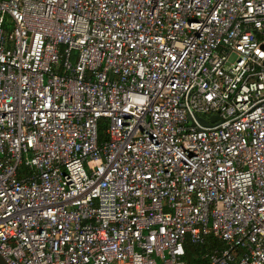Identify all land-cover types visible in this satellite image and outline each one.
<instances>
[{
    "label": "built area",
    "instance_id": "obj_1",
    "mask_svg": "<svg viewBox=\"0 0 264 264\" xmlns=\"http://www.w3.org/2000/svg\"><path fill=\"white\" fill-rule=\"evenodd\" d=\"M188 240L264 264V0H0L6 263L187 264Z\"/></svg>",
    "mask_w": 264,
    "mask_h": 264
},
{
    "label": "trees",
    "instance_id": "obj_2",
    "mask_svg": "<svg viewBox=\"0 0 264 264\" xmlns=\"http://www.w3.org/2000/svg\"><path fill=\"white\" fill-rule=\"evenodd\" d=\"M105 122L103 120L100 121L99 123V129H98V137L99 140H103L106 138L105 135ZM211 240V238H210ZM219 246L222 244L217 242ZM209 245H199V244H194L190 242L189 240L185 243V261L187 264H205L206 259L202 257L203 253L206 251L207 247Z\"/></svg>",
    "mask_w": 264,
    "mask_h": 264
},
{
    "label": "water",
    "instance_id": "obj_3",
    "mask_svg": "<svg viewBox=\"0 0 264 264\" xmlns=\"http://www.w3.org/2000/svg\"><path fill=\"white\" fill-rule=\"evenodd\" d=\"M216 118H217L216 115L211 116V120H215ZM198 120L203 125H206L207 124L206 121L204 119H202V118H199ZM0 264H7L6 261H5V259L1 255V253H0Z\"/></svg>",
    "mask_w": 264,
    "mask_h": 264
},
{
    "label": "rangeland",
    "instance_id": "obj_4",
    "mask_svg": "<svg viewBox=\"0 0 264 264\" xmlns=\"http://www.w3.org/2000/svg\"><path fill=\"white\" fill-rule=\"evenodd\" d=\"M72 59H74V57H72Z\"/></svg>",
    "mask_w": 264,
    "mask_h": 264
}]
</instances>
